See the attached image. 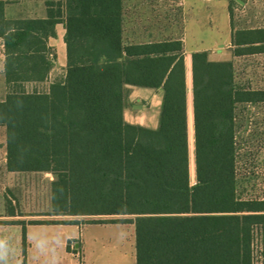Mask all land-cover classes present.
Wrapping results in <instances>:
<instances>
[{"label":"trees","instance_id":"16d2710c","mask_svg":"<svg viewBox=\"0 0 264 264\" xmlns=\"http://www.w3.org/2000/svg\"><path fill=\"white\" fill-rule=\"evenodd\" d=\"M46 4L45 17L8 19L0 0L8 75L38 78L54 63L47 34L59 22L66 29L64 81L0 100L9 166L54 171L51 215H118L85 222L134 223L136 264H254L264 197L243 195L239 121L240 108L264 105V87L238 85L232 59L192 53L193 177L183 40L125 42L123 0ZM35 32L44 39L33 42ZM232 41L234 55L264 52V26L237 29ZM128 85L162 88L157 127L125 119ZM6 203L10 214H23ZM17 222L25 254L26 222Z\"/></svg>","mask_w":264,"mask_h":264},{"label":"crops","instance_id":"0c3cea01","mask_svg":"<svg viewBox=\"0 0 264 264\" xmlns=\"http://www.w3.org/2000/svg\"><path fill=\"white\" fill-rule=\"evenodd\" d=\"M16 0H3V15L5 18H32L45 17L47 15V0L45 5L41 7V12L33 16H9L8 9L11 2ZM155 7L156 11L152 15L142 13L140 18L136 12L134 15L133 9H150ZM154 11V10H153ZM129 13L131 22L140 24L135 27V31H131V35L141 36L138 40L132 38L126 40L125 38V16ZM18 15V14H16ZM209 13L207 6L203 0H123V37L127 43L162 41L169 39H181L184 42L185 64L187 73V115H188V130L190 145L194 142V112H193V70H192V53L197 50H210L209 47L186 49V42L189 34H197L196 37L203 42L206 41L204 33L208 30ZM212 16V15H211ZM228 25H231V19L227 14ZM216 20V13L213 12V18ZM135 20V21H134ZM63 24L59 22L56 24ZM66 29L58 31L55 39H45L47 46H53L54 52L57 56L53 58V53L48 50L46 52L47 58L52 62L58 60H65L67 66V52L66 43L64 41ZM210 56V53H209ZM6 48L3 37L0 35V69L5 70ZM43 66V71L38 78L36 77H16L14 75L5 74V81L7 86L13 90L22 87L27 82H48L49 87L53 83L58 82L53 78L52 68ZM64 81V80H62ZM61 81V82H62ZM130 91L128 95L132 106L136 108L131 110L130 106H126L124 116L127 121L132 123H139L149 127H157L159 121L160 106L162 103L163 90L162 88L145 87L138 85H128ZM47 90V91H48ZM44 91V92H47ZM29 92V91H27ZM40 92V91H36ZM7 93V94H8ZM6 94V96H7ZM6 98V97H5ZM0 99V100H4ZM5 127L6 126L0 125ZM21 172H33L39 177L41 173L50 175L49 183L55 178L53 170H27L15 169L9 166V151L7 147V134L4 143H0V264H126L124 259H116L114 262L110 261L106 255V242L92 241L93 247L96 248L97 259L92 261L87 257V238L93 237L91 235L92 229L98 226L92 225H106L118 223H30L28 219L21 218L22 215H12L7 209V199L10 195L7 189L12 187L16 182L17 174ZM56 176V175H55ZM25 221V238H26V253L23 252L24 240V225L17 221ZM62 220V219H55ZM94 230V231H95ZM132 264H136L132 263Z\"/></svg>","mask_w":264,"mask_h":264},{"label":"rangeland","instance_id":"374dc122","mask_svg":"<svg viewBox=\"0 0 264 264\" xmlns=\"http://www.w3.org/2000/svg\"><path fill=\"white\" fill-rule=\"evenodd\" d=\"M46 0H16L10 3L8 9L9 16H33L41 12V7L45 5ZM64 1V0H62ZM207 6L209 15L208 30L204 33L206 41L201 42L197 34H189L186 42V49H194L199 46L209 47L210 58L213 60L232 59L235 68V81L243 87L259 88L264 87V52L253 54L234 55L235 45L233 44V32L244 27H263L264 26V0H203ZM154 10V11H153ZM156 11L155 7L150 9H133L136 17L142 13L152 15ZM213 12L216 13V20L213 18ZM18 14V15H16ZM227 14L231 19V25H228ZM212 15V16H211ZM129 13L125 16V39L138 40L141 36L131 35V31H135V27L140 24L132 23ZM135 21V20H134ZM64 30V25L54 26L47 34V39L53 38L58 31ZM44 39L43 32H35L32 36L33 42H39ZM53 46L50 51L54 52ZM31 53V51H29ZM6 68V66H5ZM53 70V78L58 81L64 80L66 76V57L65 60H58L51 66ZM6 69H0V99L6 97L9 88L5 81ZM48 82H27L22 87L16 88L23 91H40L48 90ZM126 106H130L131 110L136 108L132 106L131 101L127 100ZM252 111L242 110L239 121V140L242 143V157L239 160V175L244 181L243 195L253 197H264V105L250 107ZM252 114V116H249ZM126 119V118H125ZM6 139L5 127L0 126V143H4ZM193 144L190 145L191 151V171L194 177V160H193ZM50 175L41 173L39 177L33 172H21L17 174L15 184L7 189L10 195L11 206L22 215L21 218L28 220L33 219H80L85 222L91 218H114L121 217L118 215H102V216H73V215H51V184L49 183ZM55 177V175H54ZM194 180V179H193ZM125 217V216H124ZM97 228L89 229L93 237L87 238V257L95 261L96 248L93 247L92 241H105L106 257L114 262L121 257L126 264L136 262L135 247V225L131 222L92 225ZM95 230V231H94ZM254 264H264V226H259L255 231V239L253 244Z\"/></svg>","mask_w":264,"mask_h":264}]
</instances>
